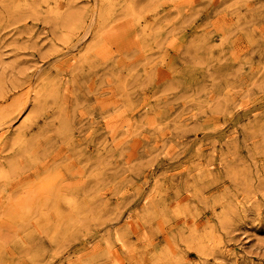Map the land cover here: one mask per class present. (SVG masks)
<instances>
[{
    "label": "rangeland",
    "instance_id": "374dc122",
    "mask_svg": "<svg viewBox=\"0 0 264 264\" xmlns=\"http://www.w3.org/2000/svg\"><path fill=\"white\" fill-rule=\"evenodd\" d=\"M0 264H264V0H0Z\"/></svg>",
    "mask_w": 264,
    "mask_h": 264
}]
</instances>
